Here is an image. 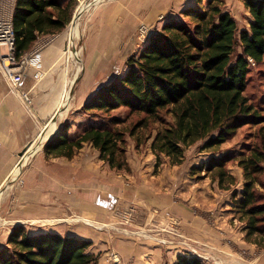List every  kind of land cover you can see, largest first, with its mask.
I'll list each match as a JSON object with an SVG mask.
<instances>
[{"label": "rangeland", "instance_id": "rangeland-1", "mask_svg": "<svg viewBox=\"0 0 264 264\" xmlns=\"http://www.w3.org/2000/svg\"><path fill=\"white\" fill-rule=\"evenodd\" d=\"M84 2L90 5L81 12L78 33L73 34L71 25ZM197 3L198 0H78L67 27L59 33L45 35L42 40V44H48L58 35H64L63 55L79 68V76L65 92L64 107L68 109L74 104L71 100L78 84L89 88V97L97 87L126 72L130 58L141 53L149 37L162 31L168 21L182 19L183 10ZM225 8L237 21L239 31L249 28L252 16L245 0H225ZM241 51L238 43L235 54ZM249 67L247 93L264 110V60L255 62L250 58ZM65 114L56 118L57 133L67 123L71 132L72 128L79 130L88 122H108L114 115L124 120L119 127L127 130L126 157L130 169L112 168L103 160L105 177L112 174L121 184L119 189L113 188L117 201L110 204V218L93 223L87 219L91 224H86L81 210L73 209L67 199L56 194L40 197L41 211L28 207L31 196L26 194L31 188L34 168L40 171L33 173L38 174V183L56 186V179L46 178L43 165H33L39 143L42 150L57 134L55 131L46 140L41 138L39 142V138L25 151L16 165L20 172L11 175L0 196V249L9 245V235L18 226H24L30 233L52 230L64 235L76 234L83 228L90 233V228H96L118 233L135 246L134 252L125 248L122 253L113 248L94 250V239H90L93 244L89 250L98 256L97 264H170L183 253L198 256L206 264H264V238H248L247 218L235 205L245 184L240 157L249 155L253 149L264 150V119L243 125L221 146L204 148L205 141H199L186 149L183 162L174 163L165 154L158 158L151 147L161 122L150 120L148 128L141 126L135 135H130L131 127L145 114H129L126 108L109 113L86 112L82 107L78 113ZM223 155L232 157L226 168L234 179L227 175L220 181L217 172L207 169L212 157ZM261 165L263 171L256 174L255 190L263 203L264 161ZM101 184L119 186L107 181ZM150 188L154 191H148ZM103 190L110 192L111 188ZM107 193L101 195L107 197ZM33 213L39 218H32Z\"/></svg>", "mask_w": 264, "mask_h": 264}, {"label": "trees", "instance_id": "trees-1", "mask_svg": "<svg viewBox=\"0 0 264 264\" xmlns=\"http://www.w3.org/2000/svg\"><path fill=\"white\" fill-rule=\"evenodd\" d=\"M77 2L17 0L13 14L17 58L28 55L41 36L64 30ZM245 5L252 19L249 28L241 31L225 8V0H198L197 5L185 8L182 19L168 21L162 31L149 37L141 53L130 58L126 72L97 87L82 110L109 113L126 108L129 114H145L131 127L130 135L141 126L148 128L150 120L161 122L151 147L158 158L165 154L174 163L183 162L186 149L199 141H205L204 148L218 147L243 125L263 121L264 110L249 97L247 82L250 58L264 60V0H245ZM238 43L242 51L235 54ZM122 123L124 120L114 115L108 122H88L75 133L67 123L45 144V152L47 156L73 158L88 142L112 168L129 170L127 130L119 127ZM230 160L228 155L212 157L207 169L217 172L220 181L227 175L234 179L226 168ZM263 161L264 150L253 149L240 157L245 184L235 205L247 218L249 239L264 238V202L255 190ZM8 243L0 249V264L98 261L89 250L92 240L57 231L30 233L18 226ZM170 264L206 263L183 253Z\"/></svg>", "mask_w": 264, "mask_h": 264}, {"label": "crops", "instance_id": "crops-1", "mask_svg": "<svg viewBox=\"0 0 264 264\" xmlns=\"http://www.w3.org/2000/svg\"><path fill=\"white\" fill-rule=\"evenodd\" d=\"M44 36L38 39L30 51L32 53L36 48H40V62H30L25 66L23 79L18 88L19 91L27 93L32 99V107L27 106L25 99L20 93L12 89L10 81L0 72V196L4 193L7 182L11 180V175L14 174L16 165L22 156L21 153L30 148L39 138L40 142L41 138L52 129L53 122H55V129L52 130L54 133L58 127L56 118L66 115L67 112L78 113L88 98L89 88L80 87L78 84L74 98L71 100L74 101V104L68 109L64 107L65 92L79 76V68L75 62L65 59L63 55L66 46L64 35L60 34L48 44H42V40L45 39ZM76 131H78L76 127L72 128L71 133ZM44 145L41 150L39 143L33 165H43L42 171H44L46 178L48 180L56 179L57 183L55 182L56 186L54 187L48 183L41 185L38 183L40 180L37 178L38 174L33 175V173L40 171L34 168L31 188L26 194V196H31V203L28 204V207H32V211L37 208L41 211L40 197L56 194V196L67 199L73 209L81 210L82 220L88 219L92 223L93 220L108 221L110 218L108 215L109 208H112L110 204L117 201L113 188L117 190L121 184L117 178H113L114 175L112 174L105 177L104 161L100 158L99 151L87 142L73 158L47 157L43 150ZM105 181L111 184L114 182V185L117 186L120 185L118 187L112 185L111 187H104L101 183ZM103 188H111L112 192L105 191ZM145 189L144 191L147 192ZM148 191L154 190L150 188ZM103 192H108V196H102ZM105 198L107 200H104ZM166 198L169 199V196ZM160 200H163L162 195ZM33 214L35 215L32 218H39L36 217L37 213ZM86 222V224L89 223ZM89 231L91 232L88 233L83 228L72 235L87 239L92 237L89 239H94L96 246L94 250L106 251L105 249L113 248L121 253L125 249L134 252L135 246L131 241H126L127 239L118 233L114 235L105 229L96 228H90Z\"/></svg>", "mask_w": 264, "mask_h": 264}, {"label": "built area", "instance_id": "built-area-1", "mask_svg": "<svg viewBox=\"0 0 264 264\" xmlns=\"http://www.w3.org/2000/svg\"><path fill=\"white\" fill-rule=\"evenodd\" d=\"M17 0H0V72L10 81L12 89L25 99L28 107L33 101L25 92L18 90L25 66L40 62V48L19 60L16 55V32L13 21Z\"/></svg>", "mask_w": 264, "mask_h": 264}, {"label": "bare ground", "instance_id": "bare-ground-1", "mask_svg": "<svg viewBox=\"0 0 264 264\" xmlns=\"http://www.w3.org/2000/svg\"><path fill=\"white\" fill-rule=\"evenodd\" d=\"M96 1H99V0H96ZM90 5V3L89 2H84L82 5H81V7H80V9H79V13L77 14V16H76V18H75V20H74V22L72 23V25H71V31H72V33L73 34H77L78 33V30H79V18H80V15H81V12L84 10V9H86L88 6ZM55 129V122H53V125H52V129H50L48 132H47V134H45L44 136H43V138H42V140H44V139H46L48 136L50 137L51 136V134H52V130H54ZM18 172H20V167H17L15 170H14V175H16ZM18 175V174H17ZM35 197V196H34ZM75 220H77V219H75ZM90 221V220H89ZM74 222V221H73Z\"/></svg>", "mask_w": 264, "mask_h": 264}, {"label": "water", "instance_id": "water-1", "mask_svg": "<svg viewBox=\"0 0 264 264\" xmlns=\"http://www.w3.org/2000/svg\"><path fill=\"white\" fill-rule=\"evenodd\" d=\"M26 150H27V149H26ZM26 150H24V151L21 153V155H24Z\"/></svg>", "mask_w": 264, "mask_h": 264}]
</instances>
